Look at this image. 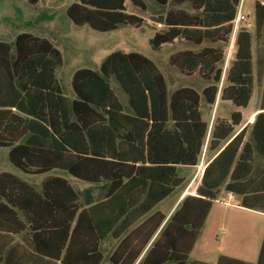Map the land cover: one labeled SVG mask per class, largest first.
Instances as JSON below:
<instances>
[{"label":"trees","instance_id":"obj_1","mask_svg":"<svg viewBox=\"0 0 264 264\" xmlns=\"http://www.w3.org/2000/svg\"><path fill=\"white\" fill-rule=\"evenodd\" d=\"M126 1L77 0L66 13L75 25L100 32L141 26L145 19L129 13ZM130 1L146 10L143 0ZM154 1L188 4L191 11L170 9L151 17L157 27L153 48L178 39L211 44L170 56L182 74L198 73L210 83L201 93L180 87L169 94L154 61L115 51L99 70L75 71L76 98L68 105L56 77L63 56L51 40L27 32L13 42L0 40V148H10L12 165L31 175L59 169L85 182H107L102 200L94 202L88 193L83 204L65 177L49 176L38 190L0 172V264H136L142 255L138 264H206L188 260L222 191L239 196L243 208L264 210V166H253L255 153L264 156V91L258 113L245 126L235 110L210 127L201 109L202 99L211 107L218 101L248 107L255 84L253 45L264 39V2H255L254 28L239 30L220 88L225 46L242 0ZM256 65L260 77V48ZM113 77L128 96L129 113ZM204 150L213 157L194 194L185 195L168 219L155 212L185 184L178 166H198ZM109 237L119 243L106 255L102 243ZM216 264L252 263L220 255ZM255 264H264V239Z\"/></svg>","mask_w":264,"mask_h":264},{"label":"rangeland","instance_id":"obj_2","mask_svg":"<svg viewBox=\"0 0 264 264\" xmlns=\"http://www.w3.org/2000/svg\"><path fill=\"white\" fill-rule=\"evenodd\" d=\"M76 1L40 0L39 3L31 5L26 0H0V40L13 42L17 35L27 32L51 40L61 51L63 65L57 69L56 77L62 87L63 95L68 105L76 98L72 87L75 71L80 68L99 70L104 58L115 51L138 52L154 61L166 79L169 94L180 87H191L201 93L210 84L202 79L198 73L187 76L182 74L177 67L170 64V56L172 54L183 50L198 51L204 46L211 45L210 43L205 42L199 46L192 42L178 39L173 44L167 43L158 49L153 48L151 45V39L157 27L150 18L164 16L170 9L191 11L188 4L180 6L172 3L159 5L154 0H143L146 5V10L143 11L141 8L134 6L130 0H127V11L144 18L145 22L138 27L120 25L116 30L100 32L92 29L89 25L77 26L68 18L67 8ZM254 1L244 0L242 6L243 13L248 15L250 23L254 21ZM253 28L254 25L251 30ZM227 46H225V51ZM259 48L264 51V39L259 42L255 41L253 45L255 84L248 107L236 108L232 103H219V101L216 102L214 107H211L202 99L201 109L203 117L210 123V127L216 117L229 118L231 112L235 110L242 112L246 123L248 116L259 107L264 91V74L259 77L256 65L257 50ZM224 66L223 64V72ZM110 82L123 103L125 112L129 113L131 108L128 103V96L122 91L114 77L110 79ZM222 85L223 83L220 84V88ZM254 117L250 118V122H252ZM250 138L248 133L247 139ZM9 150L10 148H0V172L12 173L38 190L43 181L49 176L65 177L80 193L83 204L84 198L88 193H91L94 202L102 200L103 193L107 187L106 181L100 183L85 182L59 169L40 175L26 174L9 161ZM209 158L210 156L204 150L201 161L196 168L178 166V174L186 179L185 184L161 202L155 210L168 213L178 195H181L186 190H190V192L194 190L195 192L200 171ZM253 166L254 168L264 166V156L255 153ZM225 200L224 196L221 195L218 197L217 202L223 204L226 202ZM237 202L238 197L233 199L230 204L237 205ZM261 214L264 213L255 211L233 212L230 222L222 224L221 231L217 236L208 235L202 239L198 247L200 251L195 252L194 256L200 255L202 257V254L199 253H203V247L206 244L209 246V248L205 247L208 252L216 253L219 251L229 256L251 258V255L256 253L254 250L257 235L255 226L257 224L259 235H261L260 227L264 223V217ZM250 228L252 229L251 231ZM116 244L117 241L111 237L106 239L102 243L105 254L108 255ZM255 249H257V245Z\"/></svg>","mask_w":264,"mask_h":264},{"label":"crops","instance_id":"obj_3","mask_svg":"<svg viewBox=\"0 0 264 264\" xmlns=\"http://www.w3.org/2000/svg\"><path fill=\"white\" fill-rule=\"evenodd\" d=\"M256 1L264 2L263 0H255L254 1V5H255V2ZM260 103H261V101H260ZM259 108H260V104H259V107L257 109H255V111H253L248 116V118L246 120V123H245L244 117H243V124H242V126H245V125H247V124L250 123V118L252 116H255L258 113ZM209 156H210V158L207 160V162L213 157L212 155H209ZM207 162L205 163V165L207 164ZM205 165H203V168L201 169L200 174L198 176V183L200 182L201 175H202V172H203V169H204ZM196 167L197 166H195L194 168H196ZM188 194H194V190L192 192H190V190H186L181 195H178L177 199L175 200L174 204L172 205V207H171V209H170V211L168 213H164L161 210H155V212H161V213H163L167 217V219H168L175 212V210L177 209V207L181 203L183 197L185 195H188ZM221 195L224 196V198L226 199L225 200L226 202H224L223 204L222 203H218L217 202L218 198L213 202L211 211H210V213H209V215H208V217L206 219L204 228H203V230L201 232V235L198 238V241L196 242V244H195V246H194V248H193V250H192V252H191V254L189 256L188 262L200 261V262H203V263H206V264H216V262L218 260V257L220 255H226V254H223V253H221L219 251H217L216 253H212L211 251L208 252V250H206V248H209V246L206 245V244H204L203 253H199V254H202V257L200 255L199 256H194V253L197 252V251H200V250H198V249H200L198 247H199L200 242L202 241V239L204 237H206L208 235H215V236L218 235V233L221 231L222 224H224V223L225 224H228L230 222L231 217H233V216H231L233 212H235V211H255L257 213H259V212L264 213V210H261V209L251 210V209H246V208L241 207L240 206L241 199L237 195H234L232 193H227V192H224V191H222L219 194V196H221ZM236 197H238L237 205L230 204V202L233 201V199H235ZM261 215L264 217V214H261ZM251 230L252 229L250 228V231ZM255 233L257 234L256 235V245H257V249H255V247H256V245H255L254 250L256 251V253L254 255L252 254L251 255V258H249V257H243V256H229V255H226V256H229V257H232V258H235V259H238V260H242V261H245V262H248V263L255 264L258 261L260 247H261L262 242H263V239H264V223L260 227V234L261 235H259V228L257 227V224L255 226ZM118 243L119 242L117 241V244L115 245L114 249L117 247ZM114 249L112 251H114ZM142 256L140 257V259L142 258ZM139 260L137 261L136 264L139 263Z\"/></svg>","mask_w":264,"mask_h":264},{"label":"built area","instance_id":"obj_4","mask_svg":"<svg viewBox=\"0 0 264 264\" xmlns=\"http://www.w3.org/2000/svg\"><path fill=\"white\" fill-rule=\"evenodd\" d=\"M243 6V0L241 2V5L239 7L238 13L236 15V18L233 21V31L231 34L230 42L227 46V50L225 51V60H224V72H223V79L225 78L226 71L230 66L231 61L233 60L232 57L235 54L236 51V37L240 29L244 28L247 30H251L253 27V23H250L248 15H245L242 10ZM222 82L223 83V80Z\"/></svg>","mask_w":264,"mask_h":264}]
</instances>
